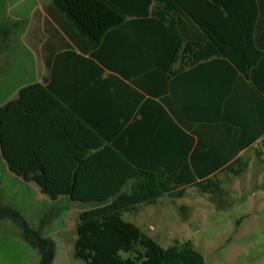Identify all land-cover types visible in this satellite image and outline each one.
<instances>
[{
	"label": "crops",
	"instance_id": "obj_1",
	"mask_svg": "<svg viewBox=\"0 0 264 264\" xmlns=\"http://www.w3.org/2000/svg\"><path fill=\"white\" fill-rule=\"evenodd\" d=\"M34 1L38 19L23 33L33 44L32 59L23 73L0 84V168L11 182L49 198L37 179L52 187L74 175L86 177L89 168L82 163L105 147L116 152V170L118 156L183 169L189 147L188 160L194 156L220 192V176L244 178L247 190H264V0H232L241 38L227 39L226 54L208 57L199 56L194 45L206 43L184 16L172 32L182 39L173 55L177 40L169 38L167 24L156 43L153 28L141 18L128 19L94 43L52 0ZM12 19L1 32L0 56L21 18ZM10 163L33 179L12 172ZM134 182L122 192L129 193ZM189 188L196 187H174L143 206L184 199ZM179 190L182 197L174 196ZM63 198L68 197L49 199ZM248 217H240V224Z\"/></svg>",
	"mask_w": 264,
	"mask_h": 264
},
{
	"label": "trees",
	"instance_id": "obj_2",
	"mask_svg": "<svg viewBox=\"0 0 264 264\" xmlns=\"http://www.w3.org/2000/svg\"><path fill=\"white\" fill-rule=\"evenodd\" d=\"M52 3L94 43L110 29L134 18L144 19L146 24L151 25L155 43L163 37L162 26L167 24V30H172L169 38L177 40L172 44L175 45L173 55L182 43L180 37L176 39V34H172L176 32L177 19L181 16L189 19L202 34L201 42H205V46L194 45L199 48L201 57L226 54L227 39L238 41L242 35L237 25L240 17L233 16L231 12V4L236 3L232 0H52ZM233 24L237 28L229 30ZM243 35L246 41L250 40L248 32ZM188 48L189 45H186ZM188 149L182 162L183 169L179 170L175 163L165 166L157 159L147 166L129 156H118L116 170V152L105 147L82 163L89 168L90 174L86 177L74 175L66 183L57 182L52 187H47L36 178L43 193L51 200L66 196L71 201L90 204V208L78 215L74 257L84 264H204V257L188 242L174 241L163 248L123 218L125 213H136L140 206L155 204L174 187H196L202 193H221L218 182L204 175L209 171L199 169L194 156L188 160ZM2 153L8 159L3 147ZM10 170L21 175L11 163ZM21 176L26 181L33 179L25 174ZM130 180L135 181L131 191L122 192ZM81 185L82 188L79 187ZM183 194L184 190H179L174 196L182 197ZM3 218H10L19 225L25 239L39 253L38 264H52L54 245L51 241L41 237L15 209L0 208V220ZM122 252L128 256L123 257Z\"/></svg>",
	"mask_w": 264,
	"mask_h": 264
},
{
	"label": "rangeland",
	"instance_id": "obj_3",
	"mask_svg": "<svg viewBox=\"0 0 264 264\" xmlns=\"http://www.w3.org/2000/svg\"><path fill=\"white\" fill-rule=\"evenodd\" d=\"M35 5L34 0H0V47L3 28L13 25V17L21 18L14 25L8 51L0 56V84L6 76L23 73L32 59L33 44L23 33L38 19L32 10ZM12 84L8 82V87ZM220 179L224 189L220 194L189 188L184 199L163 198L154 206L125 214L124 220L163 248L174 241L188 242L204 257V264H264V190H247L244 178ZM11 181L0 168V208L17 210L32 229L53 243L52 264H84L74 257V242L78 215L90 204L68 198L51 201L34 187ZM248 213L242 224L236 222ZM39 258L19 225L1 219L0 264H38Z\"/></svg>",
	"mask_w": 264,
	"mask_h": 264
}]
</instances>
